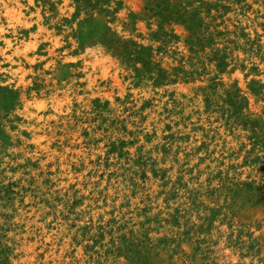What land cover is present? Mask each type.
Listing matches in <instances>:
<instances>
[{
	"label": "rangeland",
	"instance_id": "rangeland-1",
	"mask_svg": "<svg viewBox=\"0 0 264 264\" xmlns=\"http://www.w3.org/2000/svg\"><path fill=\"white\" fill-rule=\"evenodd\" d=\"M0 264H264V0H0Z\"/></svg>",
	"mask_w": 264,
	"mask_h": 264
},
{
	"label": "bare ground",
	"instance_id": "bare-ground-1",
	"mask_svg": "<svg viewBox=\"0 0 264 264\" xmlns=\"http://www.w3.org/2000/svg\"><path fill=\"white\" fill-rule=\"evenodd\" d=\"M4 5V4H3ZM35 105V104H34Z\"/></svg>",
	"mask_w": 264,
	"mask_h": 264
}]
</instances>
